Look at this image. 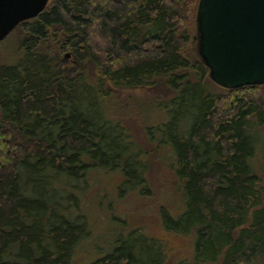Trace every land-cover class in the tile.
I'll return each mask as SVG.
<instances>
[{"label": "trees", "instance_id": "trees-1", "mask_svg": "<svg viewBox=\"0 0 264 264\" xmlns=\"http://www.w3.org/2000/svg\"><path fill=\"white\" fill-rule=\"evenodd\" d=\"M197 3L50 0L17 26L21 56L0 64V264H167L166 245L144 233L120 235L102 257L74 262L88 230L79 208L91 171L119 170L121 191L148 183L147 152L108 106L115 91L159 77L178 92L157 102L163 120L147 133L169 151L182 200L178 214L162 210L163 226L195 233L193 258L174 264H264V189L252 162L264 84L216 92L199 54H184ZM47 40L55 51L41 50Z\"/></svg>", "mask_w": 264, "mask_h": 264}, {"label": "rangeland", "instance_id": "rangeland-1", "mask_svg": "<svg viewBox=\"0 0 264 264\" xmlns=\"http://www.w3.org/2000/svg\"><path fill=\"white\" fill-rule=\"evenodd\" d=\"M193 25L191 34L194 37L183 51L192 59L197 58V28L196 9L192 10ZM22 27H17L2 42H0V64H10L21 56L20 41L24 37ZM41 50L50 53L56 50V43L52 40L43 41ZM71 51L62 52L64 70L73 73L77 64ZM188 74V78H196L191 69L180 70ZM168 77H159L151 87L140 89H128L121 92L115 91L108 106L111 119L121 120L131 132L136 143L147 152L148 170L146 184L143 188L147 193L139 191H121L120 185L124 176L119 170L108 172L92 170L89 175V190L85 193L80 212L87 220L88 230L83 235V241L76 247V263L90 262L97 257H102L106 252L112 251L116 238L120 235L144 233L151 238H156L166 245L167 264L178 263L194 256L195 233L181 234L168 231L163 226L162 210L168 209L178 214L182 208L179 186L180 179L170 164L169 151L159 148L152 142L147 133L149 126L158 125L164 113L157 102L175 96L178 90H174L168 84ZM212 87L216 92L224 93V87L212 81ZM255 120V119H253ZM260 131L258 149L252 162L257 164V170L261 176L260 186L264 189V125L253 128V132ZM222 259V258H221ZM217 262L216 264H220Z\"/></svg>", "mask_w": 264, "mask_h": 264}, {"label": "water", "instance_id": "water-1", "mask_svg": "<svg viewBox=\"0 0 264 264\" xmlns=\"http://www.w3.org/2000/svg\"><path fill=\"white\" fill-rule=\"evenodd\" d=\"M50 0H0V42ZM197 51L225 88L264 84V0H198Z\"/></svg>", "mask_w": 264, "mask_h": 264}]
</instances>
